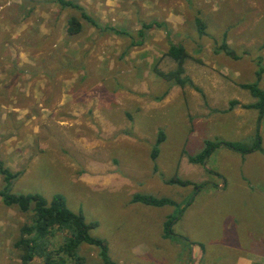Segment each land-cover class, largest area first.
Instances as JSON below:
<instances>
[{
    "label": "rangeland",
    "instance_id": "1",
    "mask_svg": "<svg viewBox=\"0 0 264 264\" xmlns=\"http://www.w3.org/2000/svg\"><path fill=\"white\" fill-rule=\"evenodd\" d=\"M72 1L100 26L58 0H0V168L19 172L10 191L63 195L97 222L91 235L120 264H264V115L241 107L255 98L240 86L264 90V0ZM73 15L82 27L69 36ZM152 21L161 25L142 28ZM171 43L188 55L190 82L161 75L177 66ZM257 129L262 151L220 145L206 167L188 161L206 140L251 145ZM172 176L203 185L167 183ZM136 193L176 205L130 202ZM30 215L0 197V264H23L14 242ZM168 215L173 239L163 238ZM67 235L52 231L49 249ZM77 252L83 264L101 263L95 245ZM53 255L55 264H78Z\"/></svg>",
    "mask_w": 264,
    "mask_h": 264
},
{
    "label": "trees",
    "instance_id": "2",
    "mask_svg": "<svg viewBox=\"0 0 264 264\" xmlns=\"http://www.w3.org/2000/svg\"><path fill=\"white\" fill-rule=\"evenodd\" d=\"M60 5L69 6L80 10V17L90 24L99 27V23L91 17L80 4L72 0H58ZM198 28L203 31L204 24L199 18L196 20ZM155 25H161L158 21L150 23H142V28H150ZM82 22L77 16H71L67 21L66 33L69 36L76 35L80 32ZM115 30V28H111ZM142 29H140V32ZM224 38V36H223ZM226 39H223L221 44L222 49L231 57H237L233 51L228 50ZM167 54L176 62V68L170 72L162 73L161 75L167 80H173L178 84H184L190 79L184 74V61L188 57L184 47L179 44L171 43L168 47ZM261 70H258L259 77ZM242 88L249 90L255 98L253 103L245 104L243 107L256 109L259 113L258 120L264 115V90L257 83H242ZM237 100H231L230 106L237 104ZM164 134L161 130L158 131L155 146L151 152V158L155 159L159 151V144L163 141ZM254 143L251 145L239 141H211L206 140L204 147L196 154L189 155L190 163L206 165V159L220 145H225L241 153H250L254 151H262L261 138L259 130H256L254 135ZM156 169V166L154 167ZM4 175V186L0 189V197L2 202L7 206H17L22 212H29L30 219L20 227V237L14 242L15 248L20 252V260L23 264H27L34 258H42L44 264H55L54 253H64L73 258L78 264L84 263V258L78 255V246L80 243L95 245L99 249L100 264H120L109 257L108 242L104 238L91 235V230L97 226L95 221H87L82 212H74L68 208L66 199L63 195L56 193L50 199L39 193H13L10 191L12 180L19 175V172H13L7 168H0ZM167 183H173L180 186L191 185L195 190H198L203 184L193 182L189 179H182L178 176H172L166 180ZM130 202H140L150 206L176 205V201L169 197H156L148 194L136 193L131 197ZM183 207L180 208V212ZM176 217L168 215L163 226V237L173 239L176 236L172 230V224ZM55 229L67 230L68 235L65 237L63 244L56 250L49 249V237ZM63 261V260H61ZM60 261V262H61Z\"/></svg>",
    "mask_w": 264,
    "mask_h": 264
},
{
    "label": "crops",
    "instance_id": "3",
    "mask_svg": "<svg viewBox=\"0 0 264 264\" xmlns=\"http://www.w3.org/2000/svg\"><path fill=\"white\" fill-rule=\"evenodd\" d=\"M255 101V100H254ZM253 101V102H254ZM253 102H251V103H253ZM246 104V103H245ZM247 104H249V103H247ZM239 105H240V103H239ZM242 105H244V104H242ZM241 107H243V106H241ZM251 109H253V108H251ZM255 152V151H254ZM253 153V152H252ZM218 184H220L218 187L221 189V188H223L224 186H225V184H221V183H218ZM148 206H150V205H148ZM164 238V237H163ZM164 239H166V238H164ZM167 239H169V238H167ZM253 262H252V260H244V261H238V263L236 262V264H252Z\"/></svg>",
    "mask_w": 264,
    "mask_h": 264
}]
</instances>
